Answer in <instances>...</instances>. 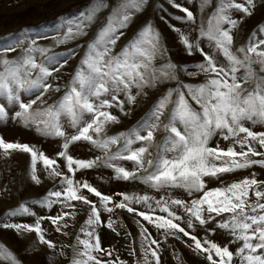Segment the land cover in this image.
Here are the masks:
<instances>
[{"label": "snow or ice", "instance_id": "obj_1", "mask_svg": "<svg viewBox=\"0 0 264 264\" xmlns=\"http://www.w3.org/2000/svg\"><path fill=\"white\" fill-rule=\"evenodd\" d=\"M147 3L117 0L70 73L62 70L81 46L65 52H54L53 48L86 36L97 14L107 6L106 0H94L75 17H58L63 23L50 38L51 45H41L29 37L32 26H26L21 38L0 48V123L11 118L25 128L35 127L42 136L61 141L59 150L49 156L34 144L6 141L0 136V153L5 157L15 151L29 154L32 182L41 183L38 165L49 178L57 180V186L39 200L24 201L7 211L0 218V227L18 234L34 232L38 243L52 250L49 262L58 256L67 257L66 249L70 248L69 264H128L114 247L103 246L100 235L102 227L120 235L119 227L124 225H118L111 214L121 209L134 213L140 228L141 258L134 264H161L160 237L164 242L169 237H188L191 242H186L187 246L204 255L209 264H264V179L255 171L231 182L222 179L224 174L238 170L264 168V130H253L258 124L264 126V24L254 28L239 47L234 45L233 35L243 19L235 18L234 13L251 16L255 0H217L206 22L201 15L199 25L189 8L172 0L173 6L185 13L179 19L189 25L187 31L173 30L188 56L201 58L191 65L174 63L171 58L160 65L155 63L167 50L151 21H146L119 52L114 51L124 35L122 30ZM210 4L211 0H201V14ZM41 38L49 39L47 35ZM17 48L22 49L21 54L10 57ZM201 74L205 77L202 82L182 78ZM63 75L70 77L65 84L59 83ZM249 83L251 88L246 87ZM169 84L174 86L164 88L135 125L108 135V126L120 122L111 109L130 115L131 108L125 105L147 97L149 89L160 91ZM62 87L63 95L48 104L46 97ZM65 124L73 131H66ZM159 132L164 135L157 142ZM216 137L219 139L213 144ZM220 140L230 143L222 146ZM80 141L90 143L103 156H74L71 146ZM113 146H117L114 152ZM120 161L131 162L132 168ZM99 167L112 169L117 180L139 181L163 194H105L89 180L77 178L78 171ZM212 180L219 181V186L208 187ZM177 191L186 197L174 195ZM30 204L45 209V213L38 214ZM56 205L59 208L53 214ZM80 205L88 206L87 218L74 243L61 245L57 252L56 243L47 238L50 233L45 221L55 232L67 236ZM104 213L108 214L106 220ZM24 215L35 219L32 223L12 221ZM138 218L154 227L156 235ZM198 227L204 231L199 238ZM217 229L231 239L227 243L210 239L209 233L215 234ZM125 236L131 237V233ZM136 243L132 240L127 245L129 255H137ZM234 243L237 246L230 248ZM0 262L22 264L2 244Z\"/></svg>", "mask_w": 264, "mask_h": 264}, {"label": "rangeland", "instance_id": "obj_2", "mask_svg": "<svg viewBox=\"0 0 264 264\" xmlns=\"http://www.w3.org/2000/svg\"><path fill=\"white\" fill-rule=\"evenodd\" d=\"M216 2L217 0H211V4L205 7L201 14L199 11L201 0H176V3L189 8L194 13L197 25L200 23L201 15L205 22L207 21V18L216 7ZM238 2H244V0H238ZM93 3L94 0H0V48L9 42H14L16 39L21 38V30L26 26H32L31 31L27 34L29 37L36 38L41 45H51L53 42L50 38L55 35L56 29L63 23L58 20V17H75L80 12L86 11ZM116 3L117 0H106L107 6L102 8L97 14L95 23L88 29L86 36L53 48L54 52H65L69 49L76 48L77 45L81 46L76 55L69 61V65H66L65 69L62 70L63 72L70 73L75 68L84 55L88 41L93 39L97 30L106 22V18ZM183 16H185V13L174 7L172 0H148L143 11L136 13L128 28L122 30L124 31V35L118 40L114 51L119 52L146 21H151L154 27L161 33V45L167 50L164 56H158L156 58L155 63L157 65L165 63L168 58H171L174 63L178 64L182 62H187L190 65L196 63L201 58L199 56H188L179 40L178 33L173 30L174 27L182 31L188 30L189 25L179 19ZM234 17L237 19L243 17L233 33L234 45L239 47L247 42L254 28L264 24V0H255V8L251 16H245L241 12H235ZM6 35L7 39H5ZM42 35H47L49 39L41 38ZM191 35L195 37L196 33L193 32ZM21 52L22 49L17 48L16 51L9 53V56L16 57ZM39 59L43 60L44 57H40ZM190 70L195 71L194 68ZM69 78V75H63L59 83L65 84ZM182 78L190 82H202L205 79L203 74L198 77L183 76ZM53 83L55 84L57 81H53ZM169 86L174 85H165L160 91L149 89L147 90L149 93L147 97H138L136 104L125 105L126 108H131L130 115H123L116 108L111 109L113 114L119 117L120 122L108 126V135L127 131L135 125L149 111L164 88ZM246 87L251 88L252 84L249 83ZM64 91L65 89L62 87L60 92L51 93L50 96L46 97L47 103L51 104L59 99ZM65 129L68 132L73 131L67 124H65ZM253 130H264V126L258 124ZM163 135V132L157 133V142H159ZM0 136L6 141L34 144L49 156H53L59 150L61 143L59 138L42 136L35 130V127L25 128L11 118L6 123H0ZM216 139H219V137L214 138L212 141L213 144ZM220 143L222 146H226L230 141L220 140ZM116 147H112L113 152L116 151ZM152 151L155 152V149H152ZM71 152L74 156L80 158L103 156L90 143L84 141L72 145ZM119 163L129 169L132 168L131 162L120 161ZM29 164L30 156L27 153L15 151L9 157H5L0 153V218H3L7 211L17 208L24 201L39 200L50 189L57 186V180L49 178L40 165H38V168L41 170L38 174L41 177V183L37 185L32 182L28 174ZM252 171H255L260 179H264V168H260L259 166H255L252 169L238 170L235 173L224 174L222 179L231 182L248 176ZM77 178L89 180V182L93 183L94 186L98 187L105 194L137 192L140 194L149 193L156 197L163 194L155 192L139 181L117 180L114 178L112 169L105 167L78 171ZM215 186H219V181L212 180L208 185V187ZM174 195L186 197V194L179 191L174 192ZM115 198L117 200L120 199L119 196ZM92 199L95 200L97 198L92 197ZM29 206L38 214H44L46 211L36 204H30ZM134 207L140 209L142 206L134 205ZM58 208V205L54 206L52 213L54 214ZM66 211H71V209H66ZM87 214L88 206L80 205L77 209L74 224H70V227L67 229L69 232L67 236L55 232L50 222L45 221V226L49 228L50 233L47 238L52 239L56 243L57 252L60 250L61 245H71L74 243L80 226L87 218ZM103 215L106 220L108 214L104 213ZM111 215L113 220L117 221L118 225L122 222L124 227H119L120 235H117L116 232L106 227H102L100 229L102 244L104 247H114L121 259L128 261V264H134L137 259L141 258L138 247L140 228L136 223L137 218L134 213L130 214L126 210L121 209H115ZM34 219L35 217L33 216L24 215L13 217L12 221L32 223ZM138 219L148 227L149 231L153 233V236L156 235V229L154 227L147 225V222L143 221L142 218ZM212 226L211 224L209 225V227ZM126 232H130L131 237H126ZM196 234L198 238L202 237L204 235L203 229L198 227ZM209 238L222 243H227L231 239L221 229H217L215 234L209 233ZM160 239L162 241L160 249L161 264H209L204 255H198L187 246V243L191 242L188 237H182V239L169 237L166 242L163 241V237H160ZM132 240L137 241L133 245L137 250L136 256L129 255L131 248L127 247V245ZM0 244L15 253L22 264H69L72 257V252L69 248L66 249L67 257L58 256L55 261L49 262L48 256L53 254L52 250L48 249L45 245L39 244L34 232L18 234L14 229L0 227ZM236 246L234 243L230 245V248L234 249ZM0 264H5V262H0Z\"/></svg>", "mask_w": 264, "mask_h": 264}]
</instances>
